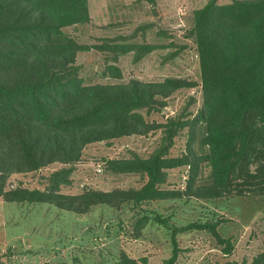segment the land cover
I'll use <instances>...</instances> for the list:
<instances>
[{
	"label": "trees",
	"instance_id": "16d2710c",
	"mask_svg": "<svg viewBox=\"0 0 264 264\" xmlns=\"http://www.w3.org/2000/svg\"><path fill=\"white\" fill-rule=\"evenodd\" d=\"M152 2V0H139ZM88 0H0V198L9 203H49L76 213H86L98 204L131 205L138 209L133 230L139 234L151 220L141 206L181 197L216 198L237 180L250 185L264 180V0H232L219 4L208 0L193 12L189 36L194 39L199 61L202 107L192 118H173L158 125L164 129L163 144L146 158L106 159L112 174H140L138 189L95 191L78 195L60 192L70 183L72 168H62L47 177L44 189L16 187L6 190L12 173L38 171L55 162L72 165L90 144L147 133L141 110H151L174 91L196 84L167 78L162 82L84 84L75 67L76 55L91 47L80 45L63 29L86 23ZM150 44L103 43L94 48L113 54L104 67V77L120 80L117 55L130 51L150 53ZM204 125L202 155L193 150L197 127ZM188 129L184 154L170 156L178 133ZM210 167L211 182H196L199 164ZM187 167L184 189H166L169 170ZM243 194V190L239 191ZM154 221L167 226L159 216ZM219 222L193 223L182 229L211 233L224 254L232 251L231 240L217 231ZM172 233V256L164 264H175L180 251ZM58 264H77L62 261ZM114 264H146L126 255ZM218 264V263H215ZM225 264H236L225 262ZM244 264V263H243ZM250 264H264V252Z\"/></svg>",
	"mask_w": 264,
	"mask_h": 264
},
{
	"label": "rangeland",
	"instance_id": "374dc122",
	"mask_svg": "<svg viewBox=\"0 0 264 264\" xmlns=\"http://www.w3.org/2000/svg\"><path fill=\"white\" fill-rule=\"evenodd\" d=\"M208 0H88L89 19L69 26L63 32L80 45L91 47L76 55L75 67L84 84L162 82L167 78L195 83L160 99L155 108L141 110L148 124L147 133H137L87 145L72 165L51 163L38 171L12 173L6 179V190L16 187L44 189L47 177L62 168H72L69 181L60 192L78 195L86 190L112 191L138 189L144 182L140 174H112L105 169L106 159L133 155L146 158L163 144L164 129L159 127L173 118H192L202 107L199 61L194 39L189 36L192 14ZM232 0H217L230 3ZM103 43L150 44L159 46L150 53L130 51L119 54L115 64L120 80L102 76L104 67L113 63V54L94 48ZM204 125L197 127L192 145L196 155L206 148L200 140ZM188 145V129L173 139L170 156H180ZM257 161L250 168L255 172ZM188 168L167 172L166 189H184ZM243 180H237L240 184ZM210 167L199 164L197 184L210 185ZM231 186L216 198L181 197L176 200L150 202L141 206L151 216L148 225L135 234L133 218L141 213L131 205L92 206L86 213L62 210L49 203H9L0 198V264H114L120 256L146 264H164L172 256L173 237L180 250L175 264H250L264 252V180L253 179L250 185ZM243 190V194L239 191ZM154 216L166 220L167 226L155 222ZM219 222L217 231L231 240L230 254L223 252L211 233L182 229L193 223Z\"/></svg>",
	"mask_w": 264,
	"mask_h": 264
}]
</instances>
